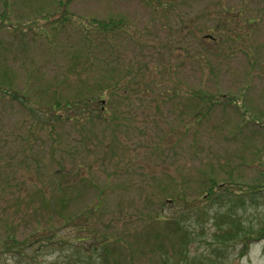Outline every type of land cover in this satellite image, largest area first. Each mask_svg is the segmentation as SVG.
Masks as SVG:
<instances>
[{"label":"rangeland","instance_id":"1","mask_svg":"<svg viewBox=\"0 0 264 264\" xmlns=\"http://www.w3.org/2000/svg\"><path fill=\"white\" fill-rule=\"evenodd\" d=\"M64 1L76 16L124 17L129 24L110 36L69 21L20 30L42 11L55 19L59 0H0V11L9 3L15 24L0 27V67L9 66L15 79V90L0 94V241L10 225L23 239L38 219L46 224L39 212L17 205L28 189L50 195L61 185L81 195L82 208L108 184L93 222L119 244H131L136 261L160 264L159 252L133 249L152 226L160 196L184 185L190 191L204 168L231 181L261 177L252 164L264 148V127L251 120L264 118V0H162L156 10L146 0ZM254 17V26L244 23ZM117 81V93L101 95L105 119L88 118L85 129L59 121L54 141L55 132L38 126L48 115L33 102H66ZM193 89L218 100L201 114ZM100 106L89 109L98 113ZM164 211L176 209L169 203ZM205 227L195 235L204 249L214 228ZM74 229L59 233L72 241ZM40 240L34 248L41 264H84L71 257L75 240L63 247ZM26 259L0 247V264ZM231 264H264V241Z\"/></svg>","mask_w":264,"mask_h":264},{"label":"trees","instance_id":"2","mask_svg":"<svg viewBox=\"0 0 264 264\" xmlns=\"http://www.w3.org/2000/svg\"><path fill=\"white\" fill-rule=\"evenodd\" d=\"M146 2L155 10L157 9L155 4L163 8L162 0ZM10 11L9 3L0 11V27L15 25L11 22ZM243 12L240 11L241 14ZM56 14V18L53 19L52 14L42 11L36 21L18 24L16 27L22 30L24 26L31 29L32 26L53 24L61 28L69 21L79 26L82 31L110 36L117 30H125L129 24L124 17L97 20L76 16L68 9L64 0H59ZM256 21L257 17H254L244 20V23L254 26ZM219 27L222 26L219 24ZM118 84L119 81L115 84L100 85L89 95L84 96V92H81L76 99L66 102L59 97L51 100L53 102H33L37 109L48 115L38 119V126L41 129H49V133L55 132L51 137L54 141L58 134L59 121H73L78 123L81 129H85L82 123L84 120L105 119L102 96L107 89L110 90L109 93H117ZM14 87L15 79L10 67H0V94H10L15 90ZM192 94L202 101L203 105L198 111L201 114L213 107L218 100V94L208 93L202 89H193ZM99 104L100 108L95 110L98 113L89 109ZM51 112L53 114H50ZM252 120L254 124L264 127V118ZM34 130L36 129L32 128L31 133ZM261 152L260 159L253 161L252 164L253 167H259L261 177L257 182L231 181L228 177H223V171L218 173L216 169L211 171L204 168L196 185L190 191L184 185L180 190L160 196L155 201L160 209L155 210L150 217V221H153L152 226L144 234V240L137 238L133 249L141 250L140 246L144 245L148 247L150 253L159 252L160 264H231L234 259L247 255L253 244L264 241V148ZM229 178H232V174ZM35 188L28 189L29 194L22 196L21 199L19 197L17 205L21 209L25 208L26 212L31 209L39 212L46 224H42L38 219L37 226L23 239L18 238L15 226L9 224L6 237L0 241V247L5 250L18 255L25 254L26 264H41L35 260L37 249L34 248L36 243L34 241H41V238L60 247L74 245L72 241L75 240L78 244L74 245L71 257L74 261L84 264H154L152 261L148 263L136 261L130 255L131 244H119L120 241H117L112 233L101 231L93 222V217L100 213L104 205L108 184L99 186V193L93 203H87L82 208L79 206L81 195L73 196L69 188L60 185L50 195L40 187ZM169 203L176 209L171 214L164 211V207ZM139 211L142 215L146 214ZM250 215L254 216V219H250ZM209 223L214 228L205 240L207 248L204 249L201 242L196 244L195 235L199 228L204 235L205 225ZM66 228H75L77 232L72 241L59 233ZM29 249L33 250V253L28 252Z\"/></svg>","mask_w":264,"mask_h":264}]
</instances>
